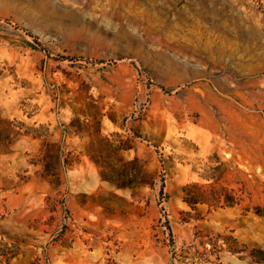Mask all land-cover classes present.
<instances>
[{
    "label": "rangeland",
    "instance_id": "1",
    "mask_svg": "<svg viewBox=\"0 0 264 264\" xmlns=\"http://www.w3.org/2000/svg\"><path fill=\"white\" fill-rule=\"evenodd\" d=\"M0 264H264V0H0Z\"/></svg>",
    "mask_w": 264,
    "mask_h": 264
}]
</instances>
